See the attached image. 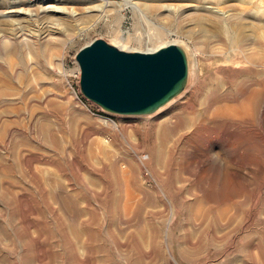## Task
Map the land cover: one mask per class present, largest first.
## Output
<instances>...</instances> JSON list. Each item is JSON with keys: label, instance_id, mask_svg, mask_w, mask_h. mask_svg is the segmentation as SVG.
Wrapping results in <instances>:
<instances>
[{"label": "rangeland", "instance_id": "rangeland-1", "mask_svg": "<svg viewBox=\"0 0 264 264\" xmlns=\"http://www.w3.org/2000/svg\"><path fill=\"white\" fill-rule=\"evenodd\" d=\"M95 38L182 45L196 63L187 92L149 115L104 112L81 94L75 60ZM263 79L264 0H0V264H23L26 225L33 262L64 264L47 257L59 237L45 226L60 215L73 234L88 208L104 231L96 264H264V93L250 115L203 118L210 98ZM138 129L158 132L157 153L136 146Z\"/></svg>", "mask_w": 264, "mask_h": 264}, {"label": "water", "instance_id": "water-1", "mask_svg": "<svg viewBox=\"0 0 264 264\" xmlns=\"http://www.w3.org/2000/svg\"><path fill=\"white\" fill-rule=\"evenodd\" d=\"M81 94L106 113L149 115L189 84V56L178 43L126 50L95 38L75 54Z\"/></svg>", "mask_w": 264, "mask_h": 264}, {"label": "bare ground", "instance_id": "bare-ground-1", "mask_svg": "<svg viewBox=\"0 0 264 264\" xmlns=\"http://www.w3.org/2000/svg\"><path fill=\"white\" fill-rule=\"evenodd\" d=\"M22 1L25 2L28 6H31V5H33L35 3V1H38V0H22ZM43 1L44 0H42V2ZM46 1H50V0H46ZM87 1H90V0H87ZM41 7H42L41 8V12L61 11V10L55 9V8H53L51 6H44L43 4L41 5ZM22 10L19 9V10H13V11L16 12V13H25V15H27V16L28 15L29 16L34 15V14H31V13L22 12ZM26 10H28V9H26ZM29 11H30V9H29ZM9 12H12V11H9ZM51 28H53L54 30L57 29V28H54V27H51ZM19 36H31L32 37L33 35H31V33L28 32V31L27 32L26 31H21L19 33ZM172 43H174V42H172ZM164 45H166V44H162V45L156 47L155 49H151V50L149 49V50H146V51H154V50H156L159 47L164 46ZM119 48L124 49V47H121V46ZM188 56H189V73H190V77H191L193 75V70H194V67H195L196 63H195L194 56L192 54H188ZM187 89H188V86L178 96H176L175 98L170 100L163 107L159 108L156 111V113L158 111L162 110L163 108H165L166 106H168L169 104H171L174 101H176V99L178 100L179 98H181L187 92ZM263 93H264V89L263 88H261L260 90L252 91L248 95L243 91V89H238L236 93H231L229 95L225 94V95L217 97L215 99L210 98L208 103H207L206 108L204 109L203 118H204V120H207V119L210 120V119L234 118V117H239V116H242V115H246V116L250 115L254 111V104H255L256 98L258 96H262ZM110 127L112 129L116 128L114 124H110ZM172 128H174V127H172ZM194 128H196V127H194ZM165 131H166V129H165ZM137 132L140 133V134H144L146 131L145 132H141V130L138 129ZM156 134L152 130L147 131L144 134V140L146 141V143H145L144 141H140L139 140L140 137H138L137 133H135V136H136L135 137V144H136V146L146 145V147H148V149H149V152L154 153L156 151V147H157V145L155 144L156 136H157ZM121 136H122V139H124V136L122 134H121ZM159 137H161V136H159ZM181 139H182V135L180 137H178V139L172 140V142L170 144H168L167 147H166V153H167V158H168L167 161H168L169 165L173 162L174 154L177 151L178 144L181 141ZM190 141H191V139H190ZM123 142H124V140H123ZM126 145H128V144L126 143ZM132 153L135 154V152H132ZM156 153H157V151H156ZM135 156H136V160L138 162H141L142 159L137 154H135ZM122 166H125V165H122ZM101 167L102 166H100L99 168H101ZM111 171H115L114 165L111 166ZM122 182H123V180H122ZM89 189H91V188H89ZM123 190H124V188H123ZM126 195L130 196L131 193H129V191H126ZM112 204H113V206L115 205V200L112 201ZM57 206H58V204H57ZM82 207H84V206H81V208ZM94 209L93 208H88L87 210H85L86 219L82 220V218H81V221H80V223L78 224V227H77V232L75 230L73 234H72L71 231L74 230V229H72L70 227V225H67L65 217H62L60 215H56V216H54V219H52V220L48 219L49 222L51 221V225L45 226V228H47L46 232L48 233V235L50 237H55L56 236L57 238L58 237L59 238H58V241H56V242L47 241L48 242V244L46 245L47 246L46 247L47 251H45V253L47 252V254H48L47 257L50 256L52 259L61 258L62 260L65 261L64 264H96L95 255L98 252V250L100 249V247L97 246L96 241L98 240L99 237L102 236V233L104 231H103V228L102 227H101L102 229L99 228V226L97 224V213H96V211ZM202 216H204V215H202ZM46 225H48V224H46ZM75 232H76V234H75ZM154 232L156 233V230H154ZM34 233H35V230H31L29 225H26V226L22 227L19 230V234H20L19 238L21 237L20 241L25 245V249H26V252L24 254V259H23L24 262H23V264H35L33 262V256L34 255L36 256L38 253L41 254L42 250L40 248H36L35 247V245L37 243V238H38L39 235L37 234L35 236ZM74 234H75V236H74ZM0 235H1V232H0ZM78 236L80 237V239L78 238ZM186 239H188V238H186ZM134 240H135V244H132L133 250L136 253L142 252L141 245H140V243L138 241L139 239L134 237ZM116 245L120 246L119 242H117ZM153 246L155 247V245H153ZM193 247H194V245H193ZM101 248L103 249V251L106 254V260L107 261L112 260L113 257H114L113 252L111 250H109V248H106V249H105V247H101ZM156 248H157V246H156ZM132 258H133V256H132Z\"/></svg>", "mask_w": 264, "mask_h": 264}]
</instances>
